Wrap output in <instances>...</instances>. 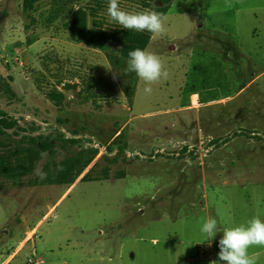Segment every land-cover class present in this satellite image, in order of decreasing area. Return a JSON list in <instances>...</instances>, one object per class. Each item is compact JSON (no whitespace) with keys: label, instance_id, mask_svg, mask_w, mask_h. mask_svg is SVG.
<instances>
[{"label":"rangeland","instance_id":"rangeland-1","mask_svg":"<svg viewBox=\"0 0 264 264\" xmlns=\"http://www.w3.org/2000/svg\"><path fill=\"white\" fill-rule=\"evenodd\" d=\"M23 4L0 0V108L18 122L0 159L30 164L34 139L52 151L0 177V264H211L223 229L264 220V0H170L147 47L169 78L151 94L117 45L65 27L78 7L89 27L119 25L108 0ZM79 154L95 159L73 184L52 183ZM208 218L220 231L210 244ZM248 254L264 264V246Z\"/></svg>","mask_w":264,"mask_h":264},{"label":"clouds","instance_id":"clouds-1","mask_svg":"<svg viewBox=\"0 0 264 264\" xmlns=\"http://www.w3.org/2000/svg\"><path fill=\"white\" fill-rule=\"evenodd\" d=\"M107 14L111 21L118 23L123 29L148 31L154 36H162L166 32L167 17L162 13L150 10L129 12L121 9L119 0H108ZM128 55L127 70L134 72L145 83V93L151 94L152 85L169 78L168 70L156 53L136 48ZM201 232L206 235L210 244L217 232H220L218 221L215 218H208L203 223ZM222 232L218 245L219 259L212 261L211 264H219V261L225 264H255L249 257L248 249L253 246H264V220L253 217L246 224L225 228Z\"/></svg>","mask_w":264,"mask_h":264},{"label":"trees","instance_id":"trees-1","mask_svg":"<svg viewBox=\"0 0 264 264\" xmlns=\"http://www.w3.org/2000/svg\"><path fill=\"white\" fill-rule=\"evenodd\" d=\"M46 0H24L23 7L26 11L33 10L35 5ZM56 1V0H52ZM167 5L165 7L159 8L158 12L166 15L170 9V0H165ZM101 4V3H100ZM100 6V5H99ZM79 10H73L69 13L68 20L65 27L70 32V34L77 40L96 46L98 41L100 42V47L105 48L104 43L112 42L119 47L120 56L126 60H129V52L136 49H147L152 33L148 31L137 32L135 30L123 29L120 25H114L109 29H102L97 22H95L94 27H89L88 18L89 14L86 8L78 7ZM93 11H95L93 9ZM49 98L57 103L61 104V97L59 94H49ZM17 120L8 116V114L0 108V139L7 135V131L17 127ZM34 149L28 150V158L31 160L30 164L27 161H21V163L13 168L8 166L7 160L0 159V177L12 178L21 177L33 171L34 161L39 160L43 153L47 151H52L51 147L47 143L41 144V150H37V140H33ZM95 159V154L84 159L83 154H79L78 157L67 162L68 167L64 169H59L52 178V183L63 182L68 174L71 175V179L68 181L73 184L77 178L83 173V171L93 162ZM78 167L76 175L71 171L74 167ZM86 180V178H84Z\"/></svg>","mask_w":264,"mask_h":264},{"label":"water","instance_id":"water-1","mask_svg":"<svg viewBox=\"0 0 264 264\" xmlns=\"http://www.w3.org/2000/svg\"><path fill=\"white\" fill-rule=\"evenodd\" d=\"M222 235H223V233L220 234V239L222 238ZM222 263H225V262L222 261Z\"/></svg>","mask_w":264,"mask_h":264}]
</instances>
